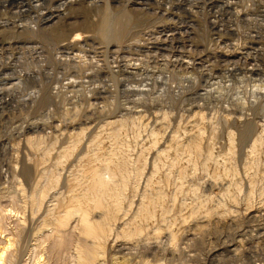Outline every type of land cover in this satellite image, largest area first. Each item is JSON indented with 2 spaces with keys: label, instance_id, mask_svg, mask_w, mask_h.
Returning <instances> with one entry per match:
<instances>
[{
  "label": "rangeland",
  "instance_id": "rangeland-1",
  "mask_svg": "<svg viewBox=\"0 0 264 264\" xmlns=\"http://www.w3.org/2000/svg\"><path fill=\"white\" fill-rule=\"evenodd\" d=\"M32 1L0 0V227L9 240L3 264H78L88 250L96 264H264V0H75L68 16L50 24L44 16L60 13L65 0ZM125 12L133 21L117 39ZM82 31L94 37L66 60L62 43ZM116 119L128 120L122 140L108 136L107 123ZM198 125L205 146L197 158L191 143L200 140ZM81 128L76 153L59 160L67 135ZM152 132L162 148L177 139L154 188L146 189L157 150ZM30 137L44 142L32 147ZM120 141L132 171L122 201L127 215L109 218L112 236L100 240L85 225L103 221L106 209L80 192L92 168L107 181L119 178L118 169L93 158L122 149ZM205 147L215 159L228 156L225 166L206 164ZM178 155L187 175L170 170ZM160 188L164 209L139 227L138 201ZM126 242L132 250L119 247Z\"/></svg>",
  "mask_w": 264,
  "mask_h": 264
},
{
  "label": "bare ground",
  "instance_id": "bare-ground-1",
  "mask_svg": "<svg viewBox=\"0 0 264 264\" xmlns=\"http://www.w3.org/2000/svg\"><path fill=\"white\" fill-rule=\"evenodd\" d=\"M73 1H75V0H65V1H61V4H60V6H58V11L60 12V13H51V14H46V16H44L45 18H44V20H43V24H50V23H52V22H54V19L55 18H60L61 16H63V15H67V13L66 12H64V11H66V7L68 6V4L69 3H71V2H73ZM30 3V2H29ZM40 3H39V0H33L32 2H31V4H29V5H32V6H38ZM56 10V11H57ZM56 11H54V12H56ZM57 11V12H58ZM126 13V12H125ZM123 14V15H121V16H119L118 17V19H117V25H118V27H117V29H116V38L117 39H119V38H121L123 35H124V33L126 32L125 31V29L127 30V28H128V25L130 24V22L131 21H133L131 18H130V16L129 15H127V13L126 14ZM68 16V15H67ZM3 24V23H2ZM6 24L4 23V26H5ZM24 25V24H23ZM23 27V26H22ZM77 27V26H76ZM74 29V28H73ZM33 31V30H32ZM88 32H90V30H86V33H88ZM30 35V34H29ZM94 37V35L93 34H85L83 31L82 32H77V33H74V35L73 36H69V38H68V40L66 41V42H64V43H62V45L61 46H63L62 48L63 49H65L63 52L64 53H66V56H64V57H66V60H68V58H70L71 60L73 59H76V58H78L80 55H79V51H81V50H83L85 47L83 46V44H81V41L82 40H87V39H92V38ZM84 40V41H85ZM35 50L37 49V47L36 46H34L33 47ZM62 49V50H63ZM77 50H79V51H77ZM37 51V50H36ZM35 51V52H36ZM75 51H77V52H75ZM38 53H39V51H37ZM62 52V51H61ZM81 52H83V51H81ZM62 54V53H61ZM60 56V55H59ZM62 56V55H61ZM82 57V56H81ZM65 59V58H64ZM63 60V59H62ZM108 63V62H107ZM107 67V66H106ZM206 90V89H205ZM4 99V98H3ZM105 109V108H104ZM201 117V116H200ZM201 120H204L205 121V119H203V117H202V119ZM127 122H128V120H126ZM126 121L124 120V119H116V120H114V122L112 121H110V122H108L107 124H108V126L110 125V124H112L111 125V127H109V129H111V131H109V135H108V133L107 134H105V135H108L109 137H110V139H113V140H119L120 138V140H122V138L124 137V135H127V134H125V132H126V130H125V125H127L128 123H126ZM132 125H136L137 126V123H138V120L137 119H133L132 121ZM201 123V122H200ZM117 124V126H115V127H113L114 125H116ZM138 125H139V123H138ZM141 125V124H140ZM203 125V124H202ZM106 126V124L104 125V127ZM136 126H134V127H136ZM145 126V125H144ZM198 126H200L201 127V125H198ZM58 127V126H57ZM130 127V126H129ZM132 127V126H131ZM139 127V126H138ZM138 127H137V129H138ZM32 128H33V131H36V130H38V128H37V126H35V128L32 126ZM32 128H30V129H32ZM69 128V127H68ZM74 128V127H73ZM82 130H80V131H76V132H71V133H69L68 131H67V133H69L67 136L71 139L70 141L68 140H66L67 142H68V144H66V145H64V143L66 142H64L63 140V145L62 146H60V150H58V154L60 155V158H59V160H63V162H64V159H66V158H68L71 154H73L75 151V149H77L78 147V145H80L79 143H82L81 142V140H82V138H83V135H85V130L86 129H83V128H81ZM129 129V128H128ZM202 127H201V129L198 127V129L197 130H199V133H198V135L196 134V136H198L199 137V135H200V140H197L196 141V139L195 140H193V141H195V143H191L190 145H191V148H192V150H191V153L193 152V153H195L194 155H197V158L199 157V155L200 156H202L201 155V153L204 151V148H203V146H205V145H202V142H201V140H202V138H203V141H204V137H203V135H202V133H204V132H202ZM204 130V129H203ZM102 133V132H101ZM63 134V133H62ZM205 134V133H204ZM96 135V134H95ZM98 135V134H97ZM166 135V134H165ZM176 135L177 134H174L173 136H172V139H171V141H170V143L169 144H165V147L164 148H162V145H161V140H160V138L161 137H159V135L158 134H156V133H154V132H152L151 133V136L153 137V139L152 140H154L153 142L154 143H152L153 145H154V147H155V149L157 148V150L155 151L156 152V154H155V156L152 158L153 159V161H152V164L153 165H151L153 168H152V171H151V174H150V176L147 178V180H146V189H148V188H154V184L157 182V180H158V174L162 171V169L161 168H163L162 166H165L164 164H166L165 162H167V160H168V158H169V156H170V153H171V151L174 149L173 147L174 146H176L175 144H176V142H175V140L177 139V137H176ZM63 137H64V135H63ZM67 137V138H68ZM99 137H102V135L101 136H99ZM105 137V136H104ZM188 137V136H187ZM231 137H233V136H231ZM66 138V137H65ZM64 138V139H65ZM66 138V139H67ZM95 138H98L97 136H95ZM106 138H107V136H106ZM176 138V139H175ZM185 138V137H184ZM61 139V138H60ZM100 139V138H99ZM162 139V138H161ZM231 140H233L232 138H230ZM103 140H105V139H103ZM107 140V139H106ZM123 140H125V139H123ZM112 141V140H111ZM191 141V140H190ZM28 142H29V144L32 146V147H37V146H40V145H42V143L44 142V139H43V137L41 138V137H39V139H36V138H29L28 139ZM92 142V141H91ZM94 142H95V140H94ZM116 142H118V141H116ZM120 142H122L121 143V145H122V147L124 146V143H123V141H120ZM127 142V141H126ZM231 142H233V141H231ZM112 143H113V141H112ZM129 143V142H128ZM179 143H181V142H179ZM209 143V142H208ZM88 144V143H87ZM91 144H93V143H91ZM98 144V143H97ZM100 144V143H99ZM118 144H119V142H118ZM117 144V145H118ZM254 145H253V151H255L256 153H258L259 152V150L261 149V147H262V145H263V141H262V139L260 138V139H258V140H256L254 143H253ZM85 145V144H84ZM113 145H114V143H113ZM116 145V144H115ZM120 145V144H119ZM129 145V144H128ZM153 145H150V146H153ZM210 145H213V143H211L210 142ZM55 148L57 147L56 145H53ZM92 146V145H91ZM234 146V144L232 145V147ZM77 147V148H76ZM86 147V146H85ZM153 147V148H154ZM181 147H183V146H181ZM212 147V146H211ZM99 148H101V147H99ZM110 149V148H109ZM119 149V148H118ZM149 149H151V148H149ZM184 149H186V148H184ZM183 149V150H184ZM187 149H189V148H187ZM206 147H205V151H206ZM50 150V149H49ZM105 150V149H104ZM126 150V149H125ZM125 150H124V147L122 148V149H119V150H117V149H115V150H110L109 152H107V153H105V152H103L102 150H100L99 152H96L95 154H94V158L93 159H96V160H99V162H101V161H103V163H105V167H106V169L108 170V171H111V172H113V170H115V169H118V172H119V178H114V179H110L109 181H107V180H105L104 179V176H102V174L101 173H99V172H97L98 170L97 169H95V168H92V169H94V170H91L90 172H88V173H90V174H88L89 175V180L87 181V185H85L84 186V188L83 189H81V198H82V196H83V198H86V202H89L90 201V199L89 198H91L92 200H94V206L95 207H99V209L100 208H102V209H106V211H101V213H103L104 214V219H103V221H96L97 222V224H96V226H94L91 222H89V223H86V225H85V229L87 230V233L90 235V236H93L94 238H99L100 237V240H102L101 239V237H103V236H106V239L108 240V239H110L111 238V236H112V230L110 231V228H111V226H110V228H109V225H112L111 223H110V219L112 220V219H114L113 217H116V216H119V215H121L122 213H124V211H123V199H124V196H125V193L127 192V188H128V182L130 181L129 179L131 178L130 176V174H129V171L130 172H132L131 170H129L128 169V163H127V161L126 160H128V158H127V156H128V154H126V152H125ZM133 150V149H132ZM146 150V149H145ZM154 150V149H153ZM177 150H179V149H177ZM209 150V149H208ZM206 151V155H205V153H204V155L206 156V160H205V158H204V160L206 161L205 163L207 164V163H209V161H211V160H213L214 159V161H215V163L218 165V167L219 166H225V161L228 159V156H224V155H222V156H220V155H218L219 157H217L216 159H215V153H213V148H212V150H209V151ZM229 150H230V147H229ZM106 151H108V150H106ZM127 151V150H126ZM180 152L182 151V149L181 150H179ZM179 151H177V152H179ZM186 151V150H185ZM184 151V152H185ZM188 151V150H187ZM186 151V152H187ZM48 152V151H47ZM51 152V151H50ZM90 152V151H89ZM145 152V151H144ZM152 151H149L148 153H147V155H148V157H147V155H146V160H147V165L146 166H148V158H150L151 157V155H150V157H149V154H152L151 153ZM175 152V151H174ZM173 152V153H174ZM190 151H188V153H189ZM76 153V152H75ZM101 153H103V154H101ZM233 153V150L231 149V154ZM77 154H79V153H77ZM104 154H108L109 156L107 157V158H105L104 157ZM177 154V153H176ZM180 154V153H179ZM185 154V153H184ZM190 154V153H189ZM80 155V154H79ZM131 155V154H130ZM142 155V154H141ZM143 155H145V154H143ZM175 155V154H174ZM182 155V154H181ZM186 155V154H185ZM183 156V155H182ZM193 156V155H192ZM229 156H230V154H229ZM78 157V156H77ZM126 157V158H125ZM145 157V156H144ZM172 157V156H171ZM187 157H188V154H187ZM190 157V156H189ZM204 157V156H203ZM140 158H142V157H140ZM179 158V159H178ZM183 158V157H182ZM201 158V157H200ZM230 158H231V156H230ZM78 159H80V158H78ZM83 159V157H81V160ZM137 159V158H136ZM187 159H189V158H187ZM194 160V157L193 158H191V160ZM101 160V161H100ZM170 160V159H169ZM181 160V158H180V155H178V157L176 158V160L174 159V160H171V162H170V170H175L174 168L176 167V169L178 168V164H177V162L180 164V161ZM199 160V159H198ZM203 160V161H204ZM216 160H217V162H216ZM131 161V160H130ZM208 161V162H207ZM142 162V161H141ZM188 162V161H187ZM195 162H197V160H196V158H195ZM194 162V164L195 165H197V163H195ZM56 163H57V160H56ZM62 163V162H61ZM102 163V162H101ZM190 164L191 163H193L192 161H190L189 162ZM211 163V162H210ZM209 163V164H210ZM58 164H60V163H58ZM63 164V163H62ZM61 164V165H62ZM137 164V163H136ZM143 164V163H142ZM176 164H177V166H176ZM202 164H204L203 162H202ZM205 164V165H206ZM212 164V163H211ZM210 164V165H211ZM214 164V163H213ZM65 165V164H64ZM101 165V164H100ZM144 166V165H143ZM168 166V165H167ZM188 167V166H187ZM186 167V168H187ZM192 167V166H191ZM104 167H102V169H103ZM185 168V167H184ZM197 168V167H196ZM207 168L209 169L210 167H208V165H207ZM140 169V168H139ZM164 169V168H163ZM166 169V168H165ZM179 169V168H178ZM181 169V168H180ZM180 169L178 170V171H180ZM188 169V168H187ZM97 170V171H96ZM172 170V171H173ZM181 170H183L182 172L184 173H186L187 172V170L186 171H184V169H181ZM189 170V169H188ZM205 170H206V168H205ZM213 170V169H212ZM100 171V170H99ZM138 171V170H137ZM190 171V170H189ZM209 171V170H208ZM223 172V171H222ZM144 173V167L143 168H141V170L139 171V172H137V179H139V182L141 183V180H142V178L143 177H140V178H138L140 175H144L143 174ZM173 173V172H172ZM214 175L215 176H217L216 174H218L219 176H221L220 174H222V173H220V171H218L217 169L216 170H214ZM212 173V174H213ZM116 174V173H115ZM161 174V173H160ZM179 174V173H178ZM181 175H184V174H181ZM186 175H187V173H186ZM134 176V175H133ZM158 176V177H157ZM179 176V175H178ZM146 177V176H145ZM164 177H165V175H164ZM180 177V176H179ZM157 178V179H156ZM162 178V177H161ZM168 178H170V177H168ZM180 178H183V176L182 177H180ZM116 179H118V180H116ZM132 179V178H131ZM170 180V179H169ZM50 181V180H49ZM136 181V180H135ZM180 181V180H179ZM193 181V180H192ZM132 182V181H131ZM138 182V183H139ZM167 182V181H166ZM160 183V182H159ZM139 185V184H138ZM154 185V186H153ZM168 185V184H167ZM81 187V186H80ZM157 188H159V187H157ZM134 189V188H133ZM162 188H160V190H161ZM136 190H138V189H136ZM144 190H145V188H144ZM147 191V190H146ZM159 191V190H158ZM157 191V192H158ZM234 191V190H233ZM148 192V191H147ZM146 192V193H147ZM136 193V192H135ZM155 192H153V194H154ZM166 193V192H165ZM45 194V193H44ZM148 194L147 196L145 195L144 197H143V199H141L140 201H138V203H139V206H138V211H137V213H136V218H135V223L136 224H139V227H143L142 225H140V223H144V225H145V222L146 221H151V220H153L156 216H157V214L159 213V211L161 210V208L162 209H164L163 208V205H164V202H166L165 201V195H164V193L162 192V190H161V192L159 191V193H157V194ZM137 195V194H136ZM39 197V196H38ZM74 197H76V196H74ZM140 197V196H139ZM83 198H82V200H83ZM126 198V197H125ZM176 198H177V196H176ZM38 200V199H37ZM79 201V199L78 198H75V200L74 201ZM91 200V201H92ZM90 201V202H91ZM125 201V200H124ZM176 201V200H175ZM41 202V201H40ZM82 202V201H81ZM85 202V201H84ZM42 203V202H41ZM200 203V202H199ZM82 204V203H81ZM81 204H80V206H81ZM85 204V203H84ZM132 204V203H131ZM134 204V203H133ZM175 204V203H174ZM55 206V205H54ZM85 206V205H84ZM127 206V205H126ZM76 207V206H75ZM123 207V208H122ZM131 207H132V205H131ZM130 207V208H131ZM201 207V206H200ZM91 208V207H90ZM96 208V209H97ZM172 208V207H171ZM50 209V208H49ZM72 209H73V207H72ZM76 209V208H75ZM87 209V208H86ZM166 209V208H165ZM53 210V209H52ZM73 211H76V210H73ZM167 211V210H166ZM66 212H68L67 210H66ZM131 212V211H130ZM161 212H164V211H161ZM194 212V211H193ZM53 213V212H52ZM92 213V212H91ZM169 213V212H168ZM58 214V213H57ZM77 214V213H76ZM93 214H95V213H93ZM124 214H126V212L124 213ZM62 215H64V214H62ZM67 214L65 213V217L67 218V216H66ZM81 215H82V219L83 220H86L89 216H88V211H85V209H82L81 210ZM96 215H100V213H98V214H95V216ZM105 215H107L106 217H105ZM127 215V214H126ZM125 215V216H126ZM160 215V217L161 216H163V215H161V214H159ZM56 216V215H55ZM122 216H123V214H122ZM64 217V216H63ZM63 217H60L59 218V220L57 221V223H58V225L59 226H57V228H55V232H57V233H60L61 232V226L63 225V224H65V219L63 218ZM103 217V216H102ZM134 217H135V213H134ZM133 217V218H134ZM98 218H99V216H98ZM110 218V219H109ZM164 218H165V216H164ZM169 218V217H168ZM45 219V218H44ZM54 219H57V217L55 218L54 217ZM100 219V218H99ZM55 221V220H54ZM116 221V220H115ZM117 221H119V219L117 220ZM95 222V223H96ZM121 222V221H120ZM134 221H132V223H133ZM73 223H74V221H73ZM116 223V222H115ZM142 223V224H143ZM147 223V222H146ZM148 224V223H147ZM155 224V223H154ZM130 225V224H129ZM150 225V224H149ZM115 226V225H114ZM135 226V225H134ZM138 226V225H137ZM133 227V226H132ZM145 227V226H144ZM152 227V226H151ZM166 227H168L167 225H166ZM134 228V227H133ZM135 228H137V227H135ZM168 229H171V228H168ZM122 230H123V228H122ZM172 230V229H171ZM170 230V231H171ZM110 231V232H109ZM135 231H138L137 229L135 230ZM141 231V230H140ZM160 231V230H159ZM65 232V231H64ZM125 232V231H124ZM142 232V231H141ZM139 233V234H142V233ZM163 232V231H162ZM167 232H168V230H167ZM172 232V231H171ZM173 233V232H172ZM3 231H1V227H0V264H3L4 262L3 261H5V257H7L6 256V253H7V250L9 249V245L8 246H6L7 245V242L9 243V240L7 239V240H4V236H3ZM153 234H155L154 232H153ZM169 234H164V236L165 237H167ZM174 235V234H173ZM131 237V236H130ZM174 237H175V235H174ZM90 238V237H89ZM176 238V237H175ZM157 239H158V237H157ZM168 239V238H167ZM64 240V239H63ZM93 240V239H92ZM97 240V239H96ZM107 242V241H106ZM171 242V241H170ZM54 243V242H53ZM153 244V243H152ZM160 244V243H159ZM139 245V244H138ZM154 245V244H153ZM11 247V246H10ZM119 247H122V249L124 250L125 248L127 249V248H129L130 247V244H128L127 242L126 243H123L122 244V246H120L119 245ZM138 247V246H137ZM12 248V247H11ZM133 248V247H132ZM132 248L130 249V250H132ZM121 249V248H120ZM121 249V250H122ZM127 250H129V249H127ZM129 250V251H130ZM134 250V249H133ZM130 253V252H129ZM94 259H95V256H94V254H93V251L92 250H88L87 252H86V254H85V256H84V258L83 259H79L81 262L80 263H78V264H96L95 262H94ZM120 264V263H119ZM123 264V263H122Z\"/></svg>",
  "mask_w": 264,
  "mask_h": 264
}]
</instances>
